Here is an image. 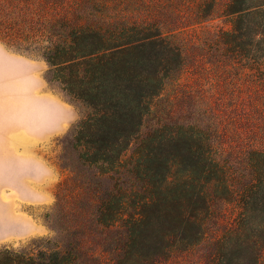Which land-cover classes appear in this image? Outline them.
<instances>
[{
  "label": "trees",
  "instance_id": "16d2710c",
  "mask_svg": "<svg viewBox=\"0 0 264 264\" xmlns=\"http://www.w3.org/2000/svg\"><path fill=\"white\" fill-rule=\"evenodd\" d=\"M121 1L0 0V39L46 60L48 82L88 110L70 138L87 148L92 162L107 166L104 174L137 184L97 210L101 225L114 231L118 264L130 250L155 264L196 245L231 206L241 220L229 234L247 237L233 248L251 251L245 264H258L264 254V0H231L221 14L218 0H200L188 22L226 17L232 25L203 27L200 36L178 25L182 0H132V10ZM211 76L225 84L221 99L241 105L245 130L237 121L225 123L209 90L190 84ZM256 229L257 250L250 245ZM36 258L97 264L96 253L81 244ZM238 260L232 256L229 264Z\"/></svg>",
  "mask_w": 264,
  "mask_h": 264
},
{
  "label": "rangeland",
  "instance_id": "374dc122",
  "mask_svg": "<svg viewBox=\"0 0 264 264\" xmlns=\"http://www.w3.org/2000/svg\"><path fill=\"white\" fill-rule=\"evenodd\" d=\"M199 1L182 0L177 6L180 16L178 25H188L185 28L188 36H200L203 27L211 31L231 29L232 25L226 17H218L202 25L188 22L197 14ZM230 1L218 0L219 14ZM120 6L132 10V0L121 1ZM0 44L2 50L8 53L41 62L47 90L72 111L71 125L64 134L47 139L25 138L26 134L17 127L23 119L18 113L21 110L19 107L28 101L23 88V80L27 76L3 65L0 54V120L5 124L0 133V264H40V259L36 258L38 254H48L56 247L64 249L80 244L82 249L96 253L97 264H118L114 231L101 225L97 210L101 201L115 203L128 195L126 193L134 191L137 184L125 175L104 174L107 166L92 162L87 148L78 146L70 138L74 126L88 110L73 103L56 84L48 82L49 65L46 60L39 53L19 51L16 45L6 44L1 39ZM190 84L196 89L205 87L209 90L207 96L210 103L225 123L237 121L245 130L241 121L245 118L241 105L238 109L232 106L227 95L221 99V94H226L223 82L211 76L207 82L191 80ZM246 98L244 92L242 99ZM134 148L132 144L127 157L132 156ZM64 154L66 156L62 158ZM108 176L113 180H107ZM129 213H133L132 208ZM240 220L234 207H228L221 218L213 220L215 225L203 241L177 249L155 264H229L232 256L239 257L237 264H245L251 251L242 252L233 245L247 237L244 234L236 238L228 232ZM250 240V245H254L256 250L260 248L262 236L258 229L251 233ZM28 256L32 257V262L26 261ZM146 259L145 253L136 257L130 250L122 260L123 264H145ZM77 264L90 263L84 258ZM258 264H264V254Z\"/></svg>",
  "mask_w": 264,
  "mask_h": 264
},
{
  "label": "crops",
  "instance_id": "0c3cea01",
  "mask_svg": "<svg viewBox=\"0 0 264 264\" xmlns=\"http://www.w3.org/2000/svg\"><path fill=\"white\" fill-rule=\"evenodd\" d=\"M2 47L0 44L1 50ZM0 54L3 65L27 76L23 80V88L28 101L19 107L18 113L23 119L18 122L17 130L23 131L27 139H47L64 134L71 125L72 111L47 90L42 77V63L4 50ZM4 126L0 120V133Z\"/></svg>",
  "mask_w": 264,
  "mask_h": 264
}]
</instances>
